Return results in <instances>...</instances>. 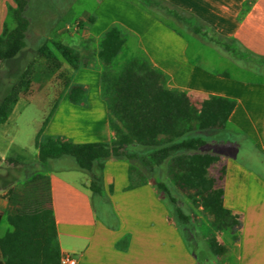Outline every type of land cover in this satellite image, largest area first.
I'll use <instances>...</instances> for the list:
<instances>
[{
  "label": "crops",
  "instance_id": "1",
  "mask_svg": "<svg viewBox=\"0 0 264 264\" xmlns=\"http://www.w3.org/2000/svg\"><path fill=\"white\" fill-rule=\"evenodd\" d=\"M13 1L0 0V34L9 20L8 9L16 7ZM65 12L59 41L78 52L84 60L81 70L90 73L95 84L90 89L76 83L86 90L84 101L65 103L78 129L55 128L62 116L67 121L61 113L66 107L60 105L46 127L48 136L76 144L109 143L112 133L100 77L105 71L119 73L131 60L160 73L166 90L195 99L233 100L225 131L213 134L208 145L218 157L209 173L217 177L222 172L223 207L239 217V225L213 229L212 242L224 251L212 255L217 264H264V64L252 58H264V0H95L92 11L73 0ZM181 13L193 16L192 25L200 21L231 40L230 52L222 54L179 33L175 14ZM112 28L120 32L123 44L113 60L104 63L97 56L99 44ZM14 157L0 156V162H10L3 180L28 173V168L14 166ZM62 160L46 163L44 175L60 255H69L76 264H204L210 258L197 261L150 184L129 188L126 162L107 160L103 165V195L117 219L113 228L103 224L93 208L87 173L75 165L51 168ZM5 191L0 184V227L4 217L9 222L7 217L16 215L10 191ZM5 263L0 255V264Z\"/></svg>",
  "mask_w": 264,
  "mask_h": 264
},
{
  "label": "trees",
  "instance_id": "2",
  "mask_svg": "<svg viewBox=\"0 0 264 264\" xmlns=\"http://www.w3.org/2000/svg\"><path fill=\"white\" fill-rule=\"evenodd\" d=\"M28 1L14 0L16 7L9 10V20L0 35V63L13 60L25 46L30 25L25 17ZM175 18L179 21V33L191 35L222 54L230 52L231 40L216 34L200 21L192 25L189 20L194 19L193 16L181 13L175 14ZM8 22L14 24L13 28L8 27ZM122 44L123 38L116 28L107 31L99 44V60L111 62ZM37 53L54 68H59V59L74 70L84 63L78 52L58 39L42 43ZM252 58L264 64V58ZM34 66V62H30L0 99V124L7 120L19 97L30 93ZM162 81L160 73L136 60L128 62L119 73L102 72L100 90L109 111L111 141L76 144L64 137H43L39 132L35 138L37 163L43 167L51 160L71 157L76 168L89 175L93 208L108 227L115 228L117 219L108 197L103 195L102 172L107 160H117L128 164L129 188L150 184L166 207L173 206L184 225L190 224L191 219L178 205L179 194L187 198L193 208L200 209L215 228L231 230L239 225V217L223 207L222 172L217 177L210 175L209 169L218 157L208 151V145L213 134L225 131L235 102L217 96L195 99L164 89ZM68 94L70 102L76 104L84 101L86 90L72 84ZM29 183L34 185L32 201L28 196L22 207L17 202L12 203L15 217H27L30 205L34 204L41 214L26 223L47 225L50 240L45 239V245L39 242L35 251L4 253L1 238L0 255L5 264H60L48 181L37 173ZM16 232L34 242L29 229H16ZM208 250L215 256L224 251L214 242L209 244Z\"/></svg>",
  "mask_w": 264,
  "mask_h": 264
},
{
  "label": "rangeland",
  "instance_id": "3",
  "mask_svg": "<svg viewBox=\"0 0 264 264\" xmlns=\"http://www.w3.org/2000/svg\"><path fill=\"white\" fill-rule=\"evenodd\" d=\"M72 1L29 0L25 17L29 20L30 25L24 41L25 46L13 60L0 63V99L5 94L7 88L16 81L20 72L30 62H34L35 65L30 93L19 97L7 120L3 124H0V156L14 157L19 152L21 156L12 158L15 160L14 166L28 168L26 169L28 173H25L21 179L19 176H16L17 173H13L14 176L3 180L2 178L5 175L4 168L10 162L8 163L7 160L0 162V184L1 186H5L7 191H10L7 195L11 204L17 202L21 207L28 196L30 201H32V197L30 196H32L34 185L29 183L30 178H33L37 173L45 175L46 169L49 168L46 166L47 164H44L43 167L37 165V150L35 148L37 134L41 132V136H48L46 127L53 119L57 108L61 105V108L65 109V103H70L68 94V87L70 85L84 82L91 89L95 84L92 75L87 73L86 70H81V66L77 70V72H81L75 73L74 69L59 59V68H54L49 65L45 58L40 57L37 53V49L42 43L48 40L60 39L61 34L58 30L62 26L63 21H65V9ZM80 5L82 9L86 8L92 11L95 7V0H80ZM12 8L8 9V14ZM13 26L12 22H8V27L13 28ZM84 105L85 103L81 104V106ZM65 110V112L63 110L61 113L66 115L67 121L62 116L60 122H56L55 128L67 131L77 130L78 128L73 126L76 120H72L73 118L68 114L67 107ZM74 116L76 117L77 115ZM45 120H47L46 125L44 124ZM208 151L211 152L209 148ZM62 159L61 164H56L51 168L56 169L61 166L68 167L75 165L71 157H63ZM83 175L85 174L83 173ZM179 197L178 205L186 213L190 214V224L186 225L187 227L190 226L191 229L190 227L187 228L179 220L172 205L167 206L170 220L181 230L187 246L191 251L195 252V257L199 263H204L207 257L210 256L204 264H217V259L206 251L213 240L214 235L212 231L215 227L200 209L192 207L187 198L183 197L182 194H179ZM30 206L32 208L28 210V215L24 217L25 219L23 217L19 218V216L15 217L14 215L11 218L8 216L9 222H7L6 217H4L0 227V236L2 237L1 250L4 253L9 250L13 252L20 251L22 253L35 251L39 242L45 245L46 242L44 243V240H50L47 225L40 227V222L35 225L26 223L41 214L38 213V209L34 204ZM19 209L21 210V208ZM16 229H29L33 235L34 242L25 239L23 234L17 232L15 234ZM197 236H201L200 241H202L201 243L198 242V245H196ZM49 245V241H47V248H49Z\"/></svg>",
  "mask_w": 264,
  "mask_h": 264
},
{
  "label": "built area",
  "instance_id": "4",
  "mask_svg": "<svg viewBox=\"0 0 264 264\" xmlns=\"http://www.w3.org/2000/svg\"><path fill=\"white\" fill-rule=\"evenodd\" d=\"M59 263L60 264H76V261L69 255L64 254V255H60Z\"/></svg>",
  "mask_w": 264,
  "mask_h": 264
}]
</instances>
